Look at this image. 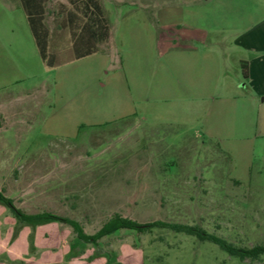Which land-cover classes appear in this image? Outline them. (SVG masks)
<instances>
[{"label":"rangeland","instance_id":"374dc122","mask_svg":"<svg viewBox=\"0 0 264 264\" xmlns=\"http://www.w3.org/2000/svg\"><path fill=\"white\" fill-rule=\"evenodd\" d=\"M94 1L108 38L95 53L49 67L19 0H0V28L9 30L0 32V189L23 211L70 217L86 233L119 213L199 225L235 246H264V137H247L256 115L249 108L242 126L245 87L204 103L176 97V65L162 41L191 32L200 43L206 33L164 26L159 6L172 0ZM197 1L174 3L186 10ZM74 8L69 0L44 4L43 23L50 34L58 31L60 51L71 43L76 26L65 30V14ZM222 65L235 74L230 57ZM121 246L132 249L126 261L135 264H264V255L241 261L168 229L120 230L85 244L64 224L20 223L0 204V260L7 264L50 254L123 264Z\"/></svg>","mask_w":264,"mask_h":264},{"label":"crops","instance_id":"0c3cea01","mask_svg":"<svg viewBox=\"0 0 264 264\" xmlns=\"http://www.w3.org/2000/svg\"><path fill=\"white\" fill-rule=\"evenodd\" d=\"M174 1L172 0L173 5L167 7L160 3L159 12L163 25L178 31L183 27L189 31L202 30L207 36H203L200 43H195L191 32L183 37H167L166 43L163 42L165 40L162 41L163 55L168 61L174 62L178 74L176 89L171 90V93L176 97L189 99L192 104L204 103L208 98L221 100L223 96L236 91L240 84L245 87L247 93V102L238 110L242 126L243 117L247 113L246 108H249L252 113L255 111L256 115L253 125L252 117L251 121H248L247 128L251 130L247 137L253 140L264 137V99H257L260 96L264 98V0H198L199 4L186 10H181ZM185 1L187 0H182ZM230 4L235 6L231 7ZM227 6H230L229 9ZM8 31L5 27L0 28L1 33ZM31 38L33 39L32 35ZM102 43H99V46ZM228 57L236 67L234 75H228V72L223 71L222 64ZM226 93L227 95H224ZM120 251L123 257L121 263H134L126 261V256L131 258L132 255L130 247L121 246ZM7 253L11 259L18 256L10 251ZM103 263L102 257L88 261L81 255L68 260L50 254L28 264ZM0 264L7 263L0 260Z\"/></svg>","mask_w":264,"mask_h":264},{"label":"trees","instance_id":"16d2710c","mask_svg":"<svg viewBox=\"0 0 264 264\" xmlns=\"http://www.w3.org/2000/svg\"><path fill=\"white\" fill-rule=\"evenodd\" d=\"M46 1L19 0V3L38 49L39 57L47 66H55L95 53L97 45L108 38V23L98 3L94 0H69L75 8L65 14V24L68 30H70L71 25L76 27L74 30H70L71 43L68 45L69 49L60 51L55 48L54 35H56V32L50 34L43 23L44 4ZM243 75L245 76V74ZM0 204L20 223L47 221L64 224L70 228L78 241L94 246L98 245L100 239L119 230H129L136 234H149L154 228H159L168 229L175 233H184L194 236L200 241L214 243L229 256L236 257L241 261H254L259 256L264 255V246H235L222 237L208 233L199 225L166 222L159 219L139 222L124 217L119 213H113L93 233H86L83 225L70 217L48 210L33 213L23 211L15 205L12 198L5 195L3 189H0Z\"/></svg>","mask_w":264,"mask_h":264}]
</instances>
